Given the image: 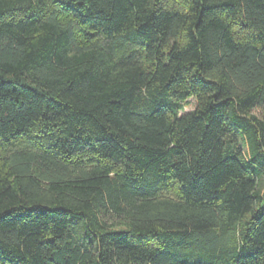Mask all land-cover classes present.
I'll return each mask as SVG.
<instances>
[{
	"label": "trees",
	"instance_id": "1",
	"mask_svg": "<svg viewBox=\"0 0 264 264\" xmlns=\"http://www.w3.org/2000/svg\"><path fill=\"white\" fill-rule=\"evenodd\" d=\"M0 264H264V0H0Z\"/></svg>",
	"mask_w": 264,
	"mask_h": 264
},
{
	"label": "rangeland",
	"instance_id": "2",
	"mask_svg": "<svg viewBox=\"0 0 264 264\" xmlns=\"http://www.w3.org/2000/svg\"><path fill=\"white\" fill-rule=\"evenodd\" d=\"M194 103H195V101H194V100H192V101H191V104H190V105H188V106L185 108V112H187V111H189V110L193 109V108H194Z\"/></svg>",
	"mask_w": 264,
	"mask_h": 264
}]
</instances>
